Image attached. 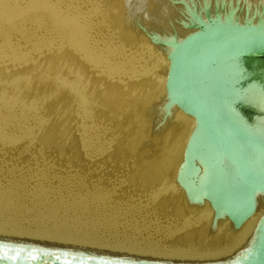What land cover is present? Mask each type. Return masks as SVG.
<instances>
[{"label":"rangeland","instance_id":"obj_1","mask_svg":"<svg viewBox=\"0 0 264 264\" xmlns=\"http://www.w3.org/2000/svg\"><path fill=\"white\" fill-rule=\"evenodd\" d=\"M181 2L0 0V240L193 258L240 244L185 205L196 125L164 112L162 47L140 27L179 33Z\"/></svg>","mask_w":264,"mask_h":264},{"label":"water","instance_id":"obj_2","mask_svg":"<svg viewBox=\"0 0 264 264\" xmlns=\"http://www.w3.org/2000/svg\"><path fill=\"white\" fill-rule=\"evenodd\" d=\"M189 1L192 6L185 2H181V5L190 15L192 10L200 9L201 5H198L194 0ZM143 13L141 10L142 21L158 24L159 17L153 13ZM192 26L197 30L177 40V44H172V41H169L170 37L162 36L160 31H153L155 34L152 35L146 26L140 24L142 31L150 36L156 45L162 48H172L166 81L167 102L164 104L165 109L170 111L173 107H178L192 116L199 127L201 142L211 147L212 157L217 158L216 161L220 160L228 171L232 170L235 174L233 188L239 191L236 198H241V194H243L245 199L244 209L238 218H231L234 226L238 227L256 209V196L264 195V165H262L264 163V139L256 135L254 129L242 128L220 114L212 103L198 92L194 81L197 76H200V73H203L202 66L220 55L242 56L246 65L250 63V69L256 68L257 62L264 59V25L232 23L213 29L196 22ZM255 63L256 65H254ZM254 80H257V77L248 76L239 82H229L228 85H232V88L237 87L241 92ZM232 106L250 127L254 125L255 118L263 116L262 112L240 102L232 104ZM167 121L168 119L164 121V124H167ZM162 125L163 123L159 127L162 128ZM195 162L198 167V176H200L204 172V164L198 158H195ZM235 201L238 203L237 199ZM0 264L161 263L0 240ZM205 264H264V217L257 225L248 249L231 261Z\"/></svg>","mask_w":264,"mask_h":264},{"label":"bare ground","instance_id":"obj_3","mask_svg":"<svg viewBox=\"0 0 264 264\" xmlns=\"http://www.w3.org/2000/svg\"><path fill=\"white\" fill-rule=\"evenodd\" d=\"M188 3L189 4L187 5L192 6L190 1ZM196 3L198 5H201V8L192 10L191 14L190 15L188 14L189 19L186 22H183L181 24L182 29L179 33L174 32L171 34L170 33L164 34V35L162 34V36L164 37L167 36L166 38L170 37L169 41H172V44H177V40L196 31L197 29L192 26V24L196 22L199 23L200 25H204L205 27H210L213 29L224 26V25H229L232 23H240V24H248V25L249 24L264 25V0H218V1L202 0V2H196ZM148 8L149 10H145L142 8L141 9L145 13H147L151 11L150 6ZM152 12L155 15L156 9L154 8ZM27 14L29 15V13ZM165 19H167V17ZM41 24L39 23V25ZM149 31H151L152 32L151 34L153 35L158 30L155 31V30L149 29ZM171 49L172 48L170 47H165L162 49L160 48L159 52H157L158 53L157 56L160 57L161 61L163 62L161 63L162 65H164L161 84H162V88L163 89L165 88V90H166V81H167V75H168V70H169V65H170L169 56H170ZM254 65H256V63ZM202 67L201 68H202L203 73H200V76H197L194 81V86H196V89L198 90V92L202 93L203 94L202 96L207 101L212 103L215 109L220 114H223L226 118H228L232 123L242 128L254 129V132L256 131L255 132L256 135L264 139V70L259 68L258 66L257 67L255 66L256 68L250 69L246 65V61L243 59V57L237 56V55H220L214 59L207 61ZM248 76L254 77V78L257 77V80H254V82L251 83L247 88H245L244 91L239 92L238 91L239 89L237 87L232 88L231 87L232 85L231 86L228 85L229 82L230 83L233 81L239 82L240 80ZM164 100H162V102ZM166 102H167V99L165 103ZM239 102L263 113L262 117L255 118L254 125L252 127L247 125V123H245L244 121V118L240 116L239 113L233 108L232 104L239 103ZM163 110L167 116L174 117L177 114V115H180L181 117H185V119H187V122L191 126L189 127V129L194 128L193 126L196 125V130L191 136L188 146L186 148L185 156L184 154L182 155V157L184 156L183 157L184 160L182 159L183 162H181L182 165L179 171L178 180L179 182H181L180 184L185 190L189 201L191 202V203L189 202L190 204L185 202V205L186 204L190 205L189 207H191L193 211L196 210L198 212L200 211L201 213H205L206 215L205 214L204 215L206 216V218H208V220H206V223H208L207 221L209 220L214 221V222H211V223H214V225L212 226L213 229L211 228L212 229L211 232L213 231L214 233L217 229L220 230L221 227L223 228L226 227V230L227 229L230 230V231L227 230L228 234L229 232H231L234 234V236L241 237V238L239 237V240L241 241V242L239 241L240 244H237L238 241H236L237 243L234 242V244L236 243L237 245L234 246V244H231L233 247L229 245L231 248L227 247L228 250L224 248L225 249L224 251H221V250L217 252L215 251L216 253H214L213 255L210 254V256H207L208 255L207 254L206 256L208 258H205V257L202 258V256H199L200 258H193L186 254L188 253V250L186 249L187 252L184 251L185 248L183 250L184 252L181 251L183 253L180 252L182 255L178 254L176 256L175 255L171 256L170 254H166L162 256L161 255L156 256V255H151L153 254L152 252L150 254L151 256L148 255V257H145V255L143 256V254L140 256L139 254L133 255V253L127 252L128 250H130L127 247L126 249L128 250L126 252H119L120 249L117 251L115 250V248H114L115 251L100 250V249H97L98 246H95V245L94 247H91V248L84 247L83 250L82 249L77 250V248H80V247L73 245L71 241L70 242L65 241L61 243V242L52 241V240H48L49 242L43 243L40 245L57 247L61 249H68V250L78 251V252H85V253L96 254V255L126 258V259H133V260H138V261L161 263V264L223 263V262L231 261L241 252L248 249V247L251 244V241H252L254 232L257 228V225L259 224L261 219L264 217V195L258 194L256 196V209L254 210V212L249 217H247L240 226L238 227L234 226L231 218L232 217L236 219L238 218V215L244 209L243 204L245 203L243 194H241V198L239 199L236 198V196L239 194V191H236V189L233 188V183L235 182L234 172H232V170L228 171L225 165H223L220 160L216 161L217 158L212 157L213 152L211 150V147L210 145L203 144L201 142V138L199 137V127L196 124V121L192 116L186 114L184 111H182L178 107H173L172 110L169 111L168 109H165V105H164ZM4 111H6V109ZM171 111L173 114H175L174 116L173 114H171ZM195 158L202 160L204 164V172L200 176H198V167H197V163L195 162ZM254 158H257V157H254ZM83 159H86V158H83ZM262 165H264V163ZM174 189H176L179 196L184 199L185 194L183 195L182 189L181 188L179 189L176 186ZM205 197L208 199L204 200L203 198ZM188 199H187V202H188ZM236 199L238 203L235 201ZM223 212H226L227 214L225 213L223 214ZM203 218L206 219L205 217ZM249 227L253 229L251 233L247 232ZM223 228L221 230H223ZM217 234L218 235L220 234L218 230H217ZM221 234H222V231H221ZM23 239L25 240L23 241L20 240L18 243L25 242L27 244L38 245V243L36 244L35 237H29V238H23ZM119 245L121 246V244ZM85 248H89V249H85ZM195 255L194 257H196Z\"/></svg>","mask_w":264,"mask_h":264}]
</instances>
